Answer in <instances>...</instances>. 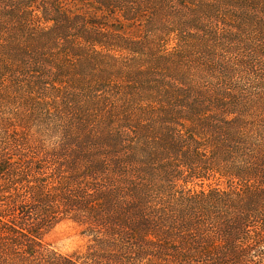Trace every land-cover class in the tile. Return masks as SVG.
<instances>
[{
  "label": "trees",
  "instance_id": "16d2710c",
  "mask_svg": "<svg viewBox=\"0 0 264 264\" xmlns=\"http://www.w3.org/2000/svg\"><path fill=\"white\" fill-rule=\"evenodd\" d=\"M0 264H264V0H0Z\"/></svg>",
  "mask_w": 264,
  "mask_h": 264
},
{
  "label": "rangeland",
  "instance_id": "374dc122",
  "mask_svg": "<svg viewBox=\"0 0 264 264\" xmlns=\"http://www.w3.org/2000/svg\"><path fill=\"white\" fill-rule=\"evenodd\" d=\"M43 239L61 253L84 250L88 241L81 227L71 220L56 223L43 236Z\"/></svg>",
  "mask_w": 264,
  "mask_h": 264
}]
</instances>
